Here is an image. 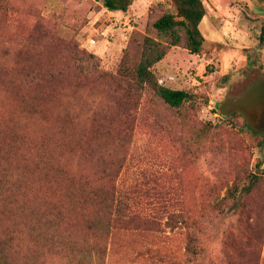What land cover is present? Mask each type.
<instances>
[{"label":"rangeland","instance_id":"1","mask_svg":"<svg viewBox=\"0 0 264 264\" xmlns=\"http://www.w3.org/2000/svg\"><path fill=\"white\" fill-rule=\"evenodd\" d=\"M203 2L195 54L154 27L172 0H122L117 10L105 0H0V115L52 135L23 114L21 93L46 118L70 120L56 135L91 161L81 170L67 156L71 169L115 183V214L141 217L96 232L79 217L65 230L75 245L26 244L14 264H264V132L252 129L264 105H223L264 84V0ZM148 39L167 49L151 66L159 81L192 95L180 107L138 83Z\"/></svg>","mask_w":264,"mask_h":264},{"label":"trees","instance_id":"2","mask_svg":"<svg viewBox=\"0 0 264 264\" xmlns=\"http://www.w3.org/2000/svg\"><path fill=\"white\" fill-rule=\"evenodd\" d=\"M172 2L174 12L160 16L154 22L155 29L171 37L168 45L183 42L190 52L199 54L205 41L201 23L207 15L203 0ZM105 4L111 10L125 9L119 0H105ZM261 39L264 40V27ZM162 45L148 39V50L137 68V80L140 85L151 86L170 106L180 107L191 99V93L164 85L151 70L167 52ZM17 95L28 120L52 135L19 131L17 119L0 115V264H14L15 255L26 244L57 250L60 246L75 245L72 235H66L65 230L80 225L79 217L82 227L93 232L106 230L113 221H140L138 215L124 218L115 214V183L95 185L90 175L71 169L67 156L76 158L81 170L89 168L91 161L86 151L64 150L63 137L56 135L67 131L70 120H50L29 95ZM105 172L106 169L103 174L110 175ZM254 184L253 180L249 187L245 186L244 193L248 194ZM89 205L98 216H91ZM25 264L37 262L28 259Z\"/></svg>","mask_w":264,"mask_h":264},{"label":"flooded vegetation","instance_id":"3","mask_svg":"<svg viewBox=\"0 0 264 264\" xmlns=\"http://www.w3.org/2000/svg\"><path fill=\"white\" fill-rule=\"evenodd\" d=\"M121 1L122 0H119L120 3ZM231 103L234 105V107L230 111H232L235 108H242L244 110H248V108L251 109L260 104L264 105V84L259 86L257 89L255 88L253 90H248L247 92L242 94L241 97L235 99L234 101L233 100L223 101V105H227ZM263 118H264V114L261 115L259 119V124H261Z\"/></svg>","mask_w":264,"mask_h":264},{"label":"water","instance_id":"4","mask_svg":"<svg viewBox=\"0 0 264 264\" xmlns=\"http://www.w3.org/2000/svg\"><path fill=\"white\" fill-rule=\"evenodd\" d=\"M256 128L262 132H264V118L261 122V124L257 125ZM260 170L264 172V147H263V162L260 165Z\"/></svg>","mask_w":264,"mask_h":264},{"label":"built area","instance_id":"5","mask_svg":"<svg viewBox=\"0 0 264 264\" xmlns=\"http://www.w3.org/2000/svg\"><path fill=\"white\" fill-rule=\"evenodd\" d=\"M88 41L91 43V45H94V44H96V42H97V40H96L95 38H93V37H90V38L88 39Z\"/></svg>","mask_w":264,"mask_h":264}]
</instances>
